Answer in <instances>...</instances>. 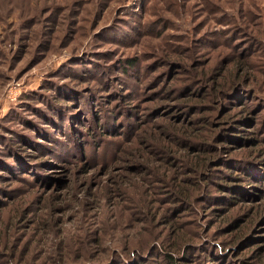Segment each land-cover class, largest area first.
Masks as SVG:
<instances>
[{
	"label": "rangeland",
	"instance_id": "rangeland-1",
	"mask_svg": "<svg viewBox=\"0 0 264 264\" xmlns=\"http://www.w3.org/2000/svg\"><path fill=\"white\" fill-rule=\"evenodd\" d=\"M233 1L0 0V264H134L163 235L263 264L264 186L217 194L221 152L264 180V11L255 41L206 12Z\"/></svg>",
	"mask_w": 264,
	"mask_h": 264
},
{
	"label": "trees",
	"instance_id": "trees-1",
	"mask_svg": "<svg viewBox=\"0 0 264 264\" xmlns=\"http://www.w3.org/2000/svg\"><path fill=\"white\" fill-rule=\"evenodd\" d=\"M233 2L234 3L231 5V7L229 6V8H228L232 12L231 16L229 15L226 8L225 9L214 8L213 6L212 7H206V12L209 14H211V13L215 14L216 12H222L221 14H222L223 18L226 17L227 19H225V21L221 22L220 24H227V25L231 24L232 27L237 26L236 29L241 28V24L245 25V27H246L245 29H239V30L244 32L246 35H248V37L251 36V38L253 40L259 41L260 38H257L255 36V33H250V28L254 27L255 24L257 23L255 21V19L257 18V15L259 13L256 12V9L259 11H261V10L264 11V6L262 8L256 7L255 4L258 3L257 0H253L254 5L252 7L251 6L247 7L243 3L244 0H241L240 2H238V1L235 2V0H234ZM262 34L264 35V31ZM234 73H235V82L233 83L232 87H234V86L237 87L238 85H240V82H239V79H236V78H239L241 76V74L243 73V67L240 65L239 61H237L236 69L234 70ZM246 74H247V72H246ZM243 79H247V76L243 77ZM215 90H216V93H218V94H222V93L227 92L222 81H220L218 83V87H216ZM243 107H246V106L244 105ZM248 113H250V110L248 111ZM197 119L202 121L203 117H199V118L193 117L192 119H188V121L191 123H194ZM209 129L210 128H206L204 126L201 127V130H209ZM210 132H214V131H210ZM200 136H204L203 133H201ZM217 138L224 140L222 133H220ZM198 143L201 144L202 146H208L207 145L208 142H206V141H198ZM230 147H232V146H228V147L226 146V148H223V149H227V151H228V148H230ZM220 154H221L220 155L221 158H219L218 166H225L226 167V169H220L221 174L224 175L223 180H225V181L222 180V181L217 182V183L220 184V186L223 190H227L229 193H231L229 191V189H230V190L234 191V194L232 195L229 193L218 192L217 194L219 196H225V198H226L225 200H227L226 201L227 203L231 202V203H235L236 205L239 204V199L241 198L242 195L240 194V192L237 193L236 186L238 184L244 183L242 181H245L247 178L250 179L249 181L254 182V184L251 183L250 186H252L255 189L261 190V186H264V180L260 179L258 174L252 172L253 168H251L249 166L241 165V164L237 165L236 163H232V161H227V159H224L223 157L228 156L229 154L224 155V153H222V152ZM213 162H214V160L210 159L207 162V166L209 167V165L212 164ZM205 163H206V159H202V161L200 163H198L197 166H203ZM204 166L206 167V164ZM9 170H11V169L9 168ZM243 177H245V179ZM228 180L229 181L231 180L232 182H228ZM256 182H258L259 184L257 185ZM234 185H236V186L232 187ZM178 190H180L181 193H183L184 195H186L188 197H190L193 194V190L192 191L190 190L188 193V191L182 187H179ZM235 194H237V195H235ZM183 200H185V197L183 198ZM185 201H187V199ZM183 210H185V209H183ZM181 211H179V212H181ZM166 220H168V219H166ZM227 223L228 224L231 223L234 225L235 221L234 220L232 221V219H231ZM233 230H236L235 238L238 237L239 239H237V240H239V241L241 238H243V236L246 235L245 225H238V226L236 225V227H234ZM152 234L153 233H150L149 235H152ZM164 238H165L164 235L162 238L160 237V240L158 239V243L155 242L153 244V247H151L152 244L150 245V243H148V242L144 241L143 243H141L142 249L138 250L135 253L136 261H134L133 263L134 264H183L182 262H187V261L193 262L195 259L199 258V256H197L198 258H196L195 257L196 255L193 254L194 248L196 249V252L200 251L199 254L204 253V249H203L204 246L197 245L198 243H195V242H190L187 238L184 241L186 243L185 245H180V246L177 245L176 246L175 245L176 241H175L173 248L168 249L167 247H164V245H163ZM243 240H244L243 244H245L247 242V240H245V239H243ZM180 244H183V243L180 242ZM159 246H160V249L158 250ZM154 250H157V252L152 254V255L156 256L158 259H161L160 261L149 260L150 254H147L148 256L144 255L145 252L146 253L147 252L153 253V252H155ZM205 250H211V249H209V247L206 246ZM262 250L264 251V246L258 245V246H256L254 251L256 252V254L262 255L263 254ZM200 256L202 259V255H200ZM206 256H208L209 258L206 257L207 261H204L203 264H228L226 262V260H224V257L222 256V258H221V256L217 255V253L213 254V252L209 251L208 255L206 253ZM130 260H131V258H126L125 261H123V260L118 261V264L119 263L131 264ZM114 261H116V260H114ZM258 262H263V264H264L263 257H261ZM100 264H102V263H100ZM109 264H114V263H109ZM232 264H234V263H232Z\"/></svg>",
	"mask_w": 264,
	"mask_h": 264
}]
</instances>
